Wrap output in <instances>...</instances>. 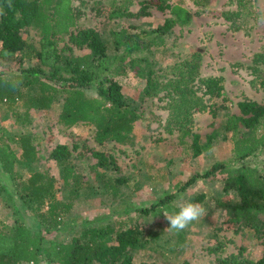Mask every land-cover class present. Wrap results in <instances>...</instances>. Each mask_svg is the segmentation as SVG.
I'll list each match as a JSON object with an SVG mask.
<instances>
[{
    "label": "trees",
    "instance_id": "16d2710c",
    "mask_svg": "<svg viewBox=\"0 0 264 264\" xmlns=\"http://www.w3.org/2000/svg\"><path fill=\"white\" fill-rule=\"evenodd\" d=\"M156 6L161 11L170 10L171 16L149 31L112 30L115 53L111 54V42L105 40L98 30L79 27L72 0H0V59L19 57L21 63L16 73L0 70V102L12 107L21 101L26 113L32 109L47 110L60 103L61 125L90 124L95 128L94 138L98 144H126L132 140L136 121L143 116L140 105L148 98L161 99L160 93L166 91L172 108L168 130L178 131V141L188 145L192 156L208 152L214 133L204 141L192 127L196 111L208 108L195 88V82L202 79L199 76L202 50L198 49L179 64L176 78L166 81L163 76L154 75L153 63L147 57L127 60L134 53L164 45L165 36L177 25H188L192 21L191 11L180 3L158 0ZM119 10H113L111 17H122ZM145 10L142 7L141 15H148ZM33 30L39 36L38 41L25 36ZM65 37L67 39L60 47L59 41ZM75 47L88 51L75 54ZM120 50L123 51L119 54ZM25 60H37L38 64L24 66ZM127 67L135 70L138 77L146 78L139 99L127 97L117 79L127 73ZM202 81L205 93L210 98H219L225 105L228 99L223 94V78L210 76ZM87 90H94L95 94L90 95ZM239 108L240 114L227 113L223 122L226 132L232 133L231 156L217 160L206 171L179 182L178 189L182 192L201 178L224 175L225 197L220 204L230 213L228 221L250 227L261 237L264 218L259 214L264 213V170L249 164L248 159L264 149V104L243 100L239 102ZM209 110L217 116L218 110ZM34 140L31 134L16 138L0 125V172L14 183L19 181L14 192L40 225L36 232L24 221L16 219L12 231L6 232L5 224L0 223V264H41L42 260L47 264H136L134 254L145 246L147 240L142 237L140 227L131 224L134 220L123 218L127 214L124 211L118 212L120 218L112 223L100 225L89 221L69 240L53 234L75 217L73 210L82 194L94 190L112 197L119 196L128 178L123 174L110 177L100 172L101 182L96 188L92 182H85L84 175L77 170L73 151L79 146L74 145L72 149L68 144L59 143L50 157L61 166L62 184L68 188V193L60 198L55 176L34 170L24 178L18 168H31L39 160ZM15 142L20 143V156L11 146ZM86 150L98 159V168L120 170L115 160L104 152L88 146ZM7 188V184L0 180V196ZM230 190L235 191V198L229 196ZM176 195L167 194L150 207L136 209L149 214L170 204ZM204 198L202 193L195 200L199 203ZM241 255L240 252L238 256ZM238 256L221 258L216 264H264V256L258 260Z\"/></svg>",
    "mask_w": 264,
    "mask_h": 264
},
{
    "label": "rangeland",
    "instance_id": "374dc122",
    "mask_svg": "<svg viewBox=\"0 0 264 264\" xmlns=\"http://www.w3.org/2000/svg\"><path fill=\"white\" fill-rule=\"evenodd\" d=\"M75 7L79 27L94 28L103 38L110 41V53H115L114 38L111 31L126 29L131 33L151 30L161 24L169 16V11L157 8L158 0H72ZM177 2L178 0H170ZM193 11L192 0H184ZM263 11L259 26L250 35L244 31L233 32L224 22L223 12L236 8L232 0H211L204 10V15L195 19L190 28L177 25L165 36V44L141 51L129 56L140 58L145 56L151 60L154 75L163 76L164 80L176 78L179 64L196 53L203 52L200 78L210 76L223 78V94L228 99L225 105L219 98H210L205 93L206 87L201 81L195 82L197 94L202 96L208 108L196 111L192 124L193 130L202 135L204 141L213 134L211 149L198 156H192L187 144L178 141V131L168 130L171 117L170 97L166 91L160 97L146 99L140 105L142 118L135 123L132 140L126 144L106 142L103 145L95 141L93 125L79 123L71 127L59 123L61 104H55L47 110L32 109L26 113L24 103L19 101L12 107L0 102V125L4 126L16 138L19 135L31 134L38 146L39 160L29 167L18 168L28 178L34 170L46 171L57 179L58 197L67 194L61 180V166L50 157L51 151L59 143L68 144L70 148L78 145L73 151L77 170L84 175V181H90L98 188L99 173L107 176L125 175L128 183L122 187L123 192L116 197L102 194V191L82 194L73 210L74 218L53 234L64 240L71 239L89 221L98 224L112 223L120 218L118 212L127 213L123 218H131L133 225L140 227L142 237L147 240L144 247L134 254L136 264H216L221 258L234 257L258 260L264 256V234L259 236L250 227L228 221V209L220 204L225 197L224 175L208 179L201 178L180 192L178 183L186 181L197 172H204L217 160H226L231 156V132H226L223 122L227 113L240 114L239 102L252 100L264 104V0H257ZM142 7L148 15L142 14ZM123 13L122 17H111L116 9ZM200 10V9H199ZM201 12V11H200ZM135 15H126V14ZM140 14V15H139ZM252 28L250 27V30ZM25 36L38 41L39 36L33 30ZM67 37L59 41L63 46ZM88 49H74L75 54L86 53ZM123 50H120L119 54ZM69 51H66L68 54ZM19 57L8 60L0 59V70L11 74L19 71ZM24 66L36 65L37 60H25ZM136 69V68H135ZM127 73L117 79L123 86V92L129 98L139 99L146 85V78L138 77L135 70L126 68ZM95 94L94 90H87ZM165 97V98H163ZM209 109L218 110L213 116ZM17 155H21L20 143H11ZM86 146L104 152L120 167L98 168V159ZM248 163L264 170V149L257 156L248 159ZM0 180L7 184L0 196V223L11 232L16 219L27 223L38 232L40 225L33 214L23 203L15 191L16 183L0 172ZM177 194L167 205L157 211L143 213L138 209L150 207L167 194ZM205 194L199 203L196 197ZM229 196L235 198V191ZM186 203L199 204L205 209V215L191 222L185 229H170V224L163 212L173 214ZM128 208V209H127ZM129 210V212H127ZM264 218V213L259 214ZM41 264H47L42 260Z\"/></svg>",
    "mask_w": 264,
    "mask_h": 264
},
{
    "label": "crops",
    "instance_id": "0c3cea01",
    "mask_svg": "<svg viewBox=\"0 0 264 264\" xmlns=\"http://www.w3.org/2000/svg\"><path fill=\"white\" fill-rule=\"evenodd\" d=\"M232 1L233 4H235L236 8L227 9L223 12L224 22L227 25L228 23H230L228 25V28L233 32L244 31L246 35H250V32L252 34L254 29L257 26H259L263 18V11L260 9L258 5V1L257 0H232ZM168 2L171 4L180 3L191 11L192 13L191 23L184 26L179 25V27L182 28H186V27L190 28V26L193 24V22L197 17L204 15V10L210 4L211 0H192L193 6L196 8L195 11H193L189 6H187L184 0H178L177 2L168 0ZM250 2L252 6H250ZM166 11H169V16H171L170 10H166ZM229 15L232 17L228 18ZM250 27L252 28L251 30Z\"/></svg>",
    "mask_w": 264,
    "mask_h": 264
},
{
    "label": "clouds",
    "instance_id": "9594fccd",
    "mask_svg": "<svg viewBox=\"0 0 264 264\" xmlns=\"http://www.w3.org/2000/svg\"><path fill=\"white\" fill-rule=\"evenodd\" d=\"M163 214L170 224V229L181 231L191 222L204 216L205 209L199 204L186 203L182 205L176 213L169 214L168 212H163Z\"/></svg>",
    "mask_w": 264,
    "mask_h": 264
}]
</instances>
